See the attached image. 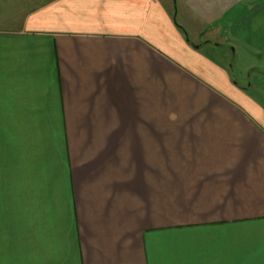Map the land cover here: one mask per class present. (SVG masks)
I'll use <instances>...</instances> for the list:
<instances>
[{
  "label": "crops",
  "instance_id": "0c3cea01",
  "mask_svg": "<svg viewBox=\"0 0 264 264\" xmlns=\"http://www.w3.org/2000/svg\"><path fill=\"white\" fill-rule=\"evenodd\" d=\"M20 7L0 17V264H264V84L231 64L264 76V0Z\"/></svg>",
  "mask_w": 264,
  "mask_h": 264
},
{
  "label": "rangeland",
  "instance_id": "374dc122",
  "mask_svg": "<svg viewBox=\"0 0 264 264\" xmlns=\"http://www.w3.org/2000/svg\"><path fill=\"white\" fill-rule=\"evenodd\" d=\"M31 1L34 0H0V17L4 19H14L17 17L16 20L20 19L22 16V9L20 6L25 5V3L29 5ZM232 57L233 60L231 64L233 65V74L236 79L245 85L252 84L254 93L259 94L260 91H256L255 88L257 87L259 90L264 84V76L261 73V69L255 68L250 72L246 71L234 54H232Z\"/></svg>",
  "mask_w": 264,
  "mask_h": 264
}]
</instances>
